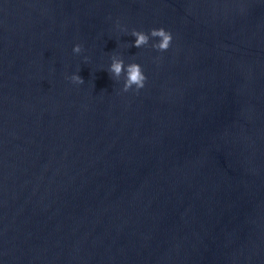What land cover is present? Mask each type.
Instances as JSON below:
<instances>
[{"label": "water", "instance_id": "95a60500", "mask_svg": "<svg viewBox=\"0 0 264 264\" xmlns=\"http://www.w3.org/2000/svg\"><path fill=\"white\" fill-rule=\"evenodd\" d=\"M0 264H264V0H0Z\"/></svg>", "mask_w": 264, "mask_h": 264}, {"label": "clouds", "instance_id": "9594fccd", "mask_svg": "<svg viewBox=\"0 0 264 264\" xmlns=\"http://www.w3.org/2000/svg\"><path fill=\"white\" fill-rule=\"evenodd\" d=\"M117 27H120L118 23ZM121 31L127 33V29L122 28ZM130 35L135 38L134 43H132V47H136L138 49L148 45L150 38H158L157 42L153 43L151 47L159 52L167 51L170 48L173 40L171 32L165 30L162 27L158 29L153 28L149 33L133 29ZM82 51L83 47L80 44H76L73 47V52L76 54H80ZM87 59L88 58L85 57V60ZM107 72L111 74L112 79L117 81L123 75V92H128L135 89V91L138 93L140 89L144 88L145 81L147 79L140 64L133 62L125 65L124 60L117 55L111 56V63ZM66 79L77 85L83 84L85 82L78 73L71 76H66Z\"/></svg>", "mask_w": 264, "mask_h": 264}]
</instances>
